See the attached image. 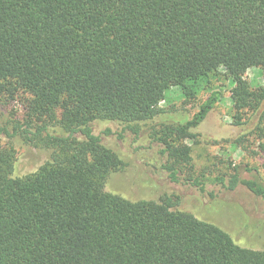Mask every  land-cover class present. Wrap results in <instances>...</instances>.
I'll return each mask as SVG.
<instances>
[{
    "label": "trees",
    "instance_id": "obj_1",
    "mask_svg": "<svg viewBox=\"0 0 264 264\" xmlns=\"http://www.w3.org/2000/svg\"><path fill=\"white\" fill-rule=\"evenodd\" d=\"M252 67L264 79V0H0V104L13 115L0 122V264H264V250L177 208L173 196L107 190L125 162L92 126L152 119L170 84L194 101L226 71L233 124L257 116L263 140L264 92L243 74ZM219 98L165 123L156 137L164 167L201 191L243 185L264 200V183L237 167L193 175L191 146L177 142L196 140ZM17 138L50 149V159L15 176Z\"/></svg>",
    "mask_w": 264,
    "mask_h": 264
},
{
    "label": "rangeland",
    "instance_id": "obj_2",
    "mask_svg": "<svg viewBox=\"0 0 264 264\" xmlns=\"http://www.w3.org/2000/svg\"><path fill=\"white\" fill-rule=\"evenodd\" d=\"M243 74L256 90L264 92L261 68L252 67ZM232 87L231 75L221 71L206 91L194 101H187L181 96L178 85L172 83L160 103L162 110L152 119L130 123L96 120L92 126L103 142L117 151L125 162L123 169L108 178L107 190L132 200L160 201L166 195L173 196L177 208L219 225L242 246L264 250V200L243 185L230 190L209 182L201 191L183 180L172 181L164 167L167 156L161 154L162 145L156 140L166 129L165 123L191 118L203 100L218 92L219 100L194 129L198 133L196 140H177L191 146L193 175L206 173L214 176L237 167L243 178L264 183V139L259 140L253 131L257 116H251L244 125L233 124ZM10 109L0 104L2 124L13 117ZM18 112L22 119L26 118L24 112ZM240 136L244 138L238 144L236 138ZM15 145V176L34 172L50 159L51 150L48 148L32 146L18 138Z\"/></svg>",
    "mask_w": 264,
    "mask_h": 264
}]
</instances>
